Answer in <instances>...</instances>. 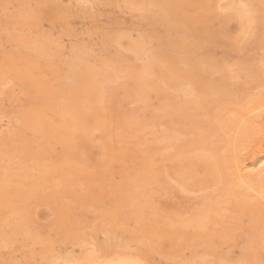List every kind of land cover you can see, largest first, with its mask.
Returning a JSON list of instances; mask_svg holds the SVG:
<instances>
[{
	"label": "rangeland",
	"instance_id": "374dc122",
	"mask_svg": "<svg viewBox=\"0 0 264 264\" xmlns=\"http://www.w3.org/2000/svg\"><path fill=\"white\" fill-rule=\"evenodd\" d=\"M130 259L264 264V0H0V264Z\"/></svg>",
	"mask_w": 264,
	"mask_h": 264
},
{
	"label": "bare ground",
	"instance_id": "6f19581e",
	"mask_svg": "<svg viewBox=\"0 0 264 264\" xmlns=\"http://www.w3.org/2000/svg\"><path fill=\"white\" fill-rule=\"evenodd\" d=\"M261 108H262V106H259V107H256L255 108V110L254 111H260L261 110ZM262 114V113H261ZM261 116V115H260ZM262 125V124H261ZM257 143V142H256ZM253 145H254V143H253ZM257 146H258V143H257ZM255 149V148H254ZM253 150V149H252ZM235 157V156H234ZM235 160V159H234ZM238 185H241V184H238ZM240 187V186H239ZM246 187V186H245ZM130 256V255H129ZM93 262V261H92ZM94 263V262H93ZM238 263V262H237ZM115 264H139L137 261H135V260H132V259H130V260H127V261H125V260H121L120 262H117V263H115Z\"/></svg>",
	"mask_w": 264,
	"mask_h": 264
}]
</instances>
